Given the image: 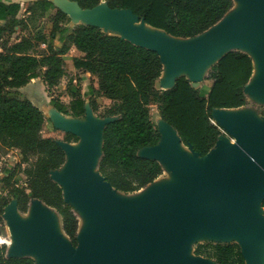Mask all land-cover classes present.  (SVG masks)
<instances>
[{
    "label": "water",
    "instance_id": "1",
    "mask_svg": "<svg viewBox=\"0 0 264 264\" xmlns=\"http://www.w3.org/2000/svg\"><path fill=\"white\" fill-rule=\"evenodd\" d=\"M49 1L54 6L57 4ZM67 1L78 8L71 9L75 12L73 18L80 17L88 22L87 25H96L104 33L154 50L162 64L157 89L172 87L180 76H185L196 88L193 81L204 79L207 70L226 52L238 49L248 54L242 47L251 46L261 57L263 73L253 82L250 76L243 91L247 98L248 94L264 96V0H233V5L241 1L244 10L228 14L232 6L215 24L188 38L172 36L151 26L129 9H110L105 0L104 5L100 2L91 9H81L76 2ZM136 21L154 30L143 32L135 25ZM99 22L114 25L122 35L105 32ZM217 55L216 61L204 66L208 59ZM165 63L170 67L163 78ZM179 65L188 67L187 74H175ZM86 104V115L79 118L86 120V124L73 119H63L68 128L61 124L66 132L81 139L76 150L70 142L57 141L65 153L62 165L67 155L71 157L69 171L61 175V165L51 171L50 177L62 188L63 200L85 210L95 224L76 232L78 243L72 245L70 240L67 242L53 233L51 216L41 206L46 205L43 201L36 198L29 201L26 212L32 205L34 214L32 221L24 222L18 216L26 212H20L12 200L4 212L8 211L15 239L13 253L5 252L6 256L31 257L35 264L33 252L41 253L42 264H216L213 259L194 254L191 238L202 233L211 238L205 240L224 243L232 241L213 239L235 234L237 238L233 237V241L240 247L244 264H264V219L258 215V206L264 199V119L259 120L250 113H228L225 110L229 108H213L212 119L221 132L213 147L201 156L190 144H184L177 131L160 117L158 143L142 147L138 155L155 159L160 165L161 161H166L177 177L175 184L151 187L143 199L124 202L116 196L120 190L98 171L103 128L113 118L102 117L96 121L87 100ZM48 110L43 114L53 119L64 115L56 111L48 114ZM224 130L233 136V142L221 139ZM178 144L187 147L192 156L178 149ZM210 154H213V162L202 167L200 159ZM60 181L66 184L65 192ZM46 206L59 215L54 208ZM72 209L77 216V210L73 206ZM60 223L65 238L69 239L63 231L61 217Z\"/></svg>",
    "mask_w": 264,
    "mask_h": 264
},
{
    "label": "trees",
    "instance_id": "2",
    "mask_svg": "<svg viewBox=\"0 0 264 264\" xmlns=\"http://www.w3.org/2000/svg\"><path fill=\"white\" fill-rule=\"evenodd\" d=\"M71 1L81 9H91L100 3V0ZM105 3L110 9H129L145 23L183 38L203 32L234 6L233 0H105ZM10 6L0 3L5 14L4 22L0 23V152L16 149L17 162L0 179L4 188L0 194V221L4 208L12 200L20 212H26L31 199H40L59 213L63 231L72 245L77 243L78 214L63 200L62 188L50 177L51 171L64 162L65 153L57 140L42 136L43 111L15 93L38 77L48 89L57 86L67 76L63 56L70 46L80 52L71 58L72 67L90 73L95 79L96 87L89 85L88 93L110 99L102 117L113 119L103 128L98 171L114 188L125 193L145 187L163 172L157 160L138 155L139 149L155 145L160 139L151 119V104H156L160 117L177 131L182 142L190 144L201 156L213 147L221 132L212 122V109L248 104L243 88L254 66L253 60L241 50L226 52L207 70L204 79L211 83L205 91L194 88L185 76L177 77L172 87L160 90L156 86L162 64L154 50L104 33L96 25H81L68 31L60 25L66 14L49 0H30L25 9L27 19H20L15 10L8 13ZM50 9H54L50 37L59 33V39H65V43L60 47L48 45L43 53H35L31 38L13 35ZM2 37L8 40L2 41ZM68 95L67 103L52 97L47 104L48 114L56 111L85 117L87 104L79 87L71 88ZM87 101L91 110L96 111V100ZM64 140L77 141V137L66 132ZM261 205L264 207V199ZM5 252V245H1L0 264H35L31 257L6 256ZM194 254L213 259L216 264H244L240 247L234 241L196 242Z\"/></svg>",
    "mask_w": 264,
    "mask_h": 264
},
{
    "label": "rangeland",
    "instance_id": "3",
    "mask_svg": "<svg viewBox=\"0 0 264 264\" xmlns=\"http://www.w3.org/2000/svg\"><path fill=\"white\" fill-rule=\"evenodd\" d=\"M57 4L54 6L55 8L65 10L66 14V20L62 22L60 25L61 27L65 28L66 30L70 31L74 27L81 26V25H87V21L81 19L80 17L73 18V14L75 12H72L71 9L78 10L77 6L75 4H70L67 3V0H54ZM101 3L104 5V0H100ZM0 3H6V4H12V6L7 7L8 8V13L11 12L12 10L17 11V16L20 19H27V13L25 11L26 6L30 3V1H24L21 0L19 2H3L0 1ZM75 6V7H73ZM244 10V4L241 1H236L233 9L228 13H236V12H241ZM54 13V9L48 10L45 15L41 18L35 19L33 22H29L28 26L21 30L20 32H16V34L13 35V37H29L33 40L35 43L34 46V51L35 53H43L48 45H51L53 47H60L63 43H65V39H59V33H56V35L51 38L50 37V30H51V15ZM77 14V13H76ZM4 13L1 12L0 8V23L4 22ZM99 24L102 26L101 28L108 33H119L122 35V32L116 29V27L110 26V25H104L102 22H99ZM137 25V23H135ZM138 26V25H137ZM5 37H7V33L4 34ZM66 35V33L63 34V36ZM5 37H2V41H7ZM13 41V40H12ZM242 47V46H241ZM245 50H255V48L251 46H243ZM78 53V54H77ZM80 52H77L75 50H68L66 54H64V59L66 61V71H67V76L63 77L59 84L55 87H52L50 89L46 88L45 84L42 82L41 78H35L30 81V83L24 87H20L19 90H15V93L19 97H26L28 98L34 105L39 107L42 111L46 112L48 110L47 104L49 103V100L52 97H58L63 103H67L70 100V96L68 95L71 88L73 87H79L80 93L82 97L87 100L90 98H93L97 102V110L92 111V117L96 121L99 119H102L103 111L104 108L110 103V99L103 97V96H97L94 94H89L88 93V86L95 81V79L91 78V76L85 74L81 70H76L72 67L71 64V58L75 55H79ZM166 73V67L163 69L162 73ZM262 71L256 78H258L261 75ZM256 78H253L256 80ZM252 79V78H251ZM252 79V80H253ZM253 80V81H255ZM251 81V82H253ZM210 81L206 79H200L198 81H193V85L200 91H205L208 89L210 85ZM248 104L246 106L240 107L234 111L230 109H226V111H231L228 113H238V114H244V113H250L254 117H256L259 120L264 119V96L261 95H255V94H248ZM90 107V106H89ZM150 113H151V119L153 123L155 124L156 128L160 130L161 127V122L162 120L160 119V115L157 109V106L155 103L150 105ZM63 119H73V121H79L82 120L83 124H86L87 121L79 118H74L66 115H62L60 119H53V117H48L46 114H44V124L42 127V136L44 137H52L55 140L59 142H63L64 140V135L66 131L62 128V125H65L66 128L67 125L63 123ZM213 120V119H212ZM62 124V125H61ZM220 127L224 129L221 125ZM225 133H223V138H221L225 142H233L234 138L233 136L224 130ZM77 140H79V137H77ZM68 142V141H67ZM70 145L74 148L78 147V144L81 142V139L79 142L77 141H69ZM162 143V142H161ZM187 148V147H186ZM180 149V148H178ZM183 151V149H180ZM187 154L188 156H192L190 151L187 148ZM190 154V155H189ZM209 157H207L208 159ZM210 158L205 161L204 164H207L210 162ZM69 157H67L65 164L63 165L62 168H60L59 173L61 175H67L69 169L66 168L68 165ZM17 162V150L16 149H7L5 152H0V179L3 177L6 173V169L12 168L14 164ZM163 175L159 176L157 179L154 180L152 184H150L147 188L145 189H140L134 193H122L120 192V195H117L120 200L124 202H133V201H138L143 199L144 195L148 193V191L151 189V187H163V186H171L175 184L174 182L176 181V177L173 174V170L168 167V165L165 163L163 165ZM63 189L64 192L66 191V184L62 181L59 182ZM22 185V183H20ZM0 194L4 193V188L2 183L0 182ZM118 193V192H117ZM44 204H41L43 207ZM75 210H77L78 214V231L77 233H80L82 231H85L88 227L87 226H92L95 224V222L92 220L90 215L83 209H77L76 205H72ZM46 212L50 214L51 217H54V221L58 222V225L60 227V217L58 214L54 213L50 209H46L43 207ZM19 213V212H18ZM34 214V207L30 205L28 208V211L26 213H19V219L24 221V222H30L32 221ZM258 215L260 219H264V207L261 205L258 206ZM230 236V237H229ZM0 237L3 239H6L5 243H0L1 245H5L6 248V253L11 254L13 253L12 250V241H14L15 236L13 234V230L11 226L9 225L8 221V211L5 210V212L2 213L1 215V221H0ZM226 237L229 238H223V239H216L214 238L213 240L215 241H233L235 240L234 238H237L235 234L232 235H226ZM234 237V238H233ZM205 239H211L210 237H207L205 234L199 233L196 236L192 237L190 240V244L193 246L196 241H202ZM66 241L69 242V239L66 237ZM11 243V244H10ZM78 243V242H77ZM32 257L35 259L37 264H42V255L40 252H33Z\"/></svg>",
    "mask_w": 264,
    "mask_h": 264
},
{
    "label": "bare ground",
    "instance_id": "4",
    "mask_svg": "<svg viewBox=\"0 0 264 264\" xmlns=\"http://www.w3.org/2000/svg\"><path fill=\"white\" fill-rule=\"evenodd\" d=\"M233 9V7L230 9V11ZM230 11H228V13L230 12ZM135 23H137V25H138V27L143 31V32H152L154 29H152L151 27H149L148 25H146L145 23H143L142 21H136ZM136 25V26H137ZM174 41H179V39L178 38H174ZM242 49H244V48H242ZM245 50V49H244ZM246 52H248V54L251 56V59L253 60L252 62H253V66H254V68H253V73H252V75H251V78L253 79V78H256L257 76H258V74H260V72L262 71V73H263V66H262V60H261V57L259 56V54H258V52L257 51H255V50H245ZM218 58V55L217 56H214V57H212V58H210V59H208L206 62H205V64H204V66H207V65H209V64H211V63H213L214 61H216V59ZM166 67V73L165 72H163L162 73V77L163 78H165L166 77V74H167V72H168V70H169V67H170V65L169 64H164V67H163V69ZM187 66L186 65H179L176 69H175V74H182V73H185V74H187ZM262 73H261V75H262ZM260 75V76H261ZM260 76L258 77V78H260ZM258 78H256V79H258ZM250 79V82L251 81H253V80H255V79ZM236 109H238V108H230V110H232V111H234V110H236ZM226 111V110H225ZM228 112H231V111H228ZM77 142H79V141H77ZM80 144V143H79ZM79 144H78V147H79ZM159 145H161V144H159ZM71 147L74 149V150H76V149H78V147L77 148H74L73 146H72V144H71ZM177 148H180V149H183V151L185 152V153H187L186 151H187V148L183 145V144H178L177 145ZM189 150V149H188ZM188 155V154H187ZM190 155V154H189ZM212 156H213V154H210L209 156H205V157H202L201 159H200V165L202 166V167H206V166H208L210 163H212L213 162V159H212ZM67 157H69V161H68V165H67V167L66 168H68L69 169V165H70V159H71V157H70V155H67L66 156V159H67ZM207 157H209L211 160H210V162L209 163H207V164H204L205 163V161H207L208 159H207ZM65 162H66V160H65ZM204 162V163H203ZM165 163L168 165V163L166 162V161H161V165H165ZM67 164V163H66ZM65 163L63 164V165H66ZM63 165L61 166V168L63 167ZM163 167V166H162ZM168 167L170 168V166L168 165ZM92 169H95V165H92V167H91ZM164 168V167H163ZM171 169V168H170ZM173 174H174V172H173ZM175 175V174H174ZM175 177H176V175H175ZM177 178V177H176ZM118 192V193H117ZM116 192V196L117 195H120L119 193H120V191H117ZM262 206V205H261ZM43 207H45L46 209H50V208H48L46 205H43ZM51 220H52V229H53V233L54 234H59V235H61L62 236V238L63 239H66L65 238V235L63 234V232H62V229H61V225H60V227H59V225H58V222H55L54 220V217H51ZM237 237V236H236ZM6 239H3L2 237H0V243H5L6 241H5Z\"/></svg>",
    "mask_w": 264,
    "mask_h": 264
},
{
    "label": "crops",
    "instance_id": "5",
    "mask_svg": "<svg viewBox=\"0 0 264 264\" xmlns=\"http://www.w3.org/2000/svg\"><path fill=\"white\" fill-rule=\"evenodd\" d=\"M0 1L10 3V2H19V1H21V0H0ZM24 1H25V0H24ZM26 1H30V0H26ZM69 50H75V51H77L76 48H75L74 46H70ZM77 52H78V51H77ZM77 54H78V53H77ZM84 73L87 74V75H89V76H91L90 73H88V72H84ZM91 78L94 79L93 76H91ZM34 79H35V78H34ZM29 83H30V82H28L26 85H24V87H26ZM92 85H93L94 87H96V82L93 81ZM208 88H209V87H208ZM16 90H19V88L16 89ZM212 122L215 124L214 120H212Z\"/></svg>",
    "mask_w": 264,
    "mask_h": 264
}]
</instances>
